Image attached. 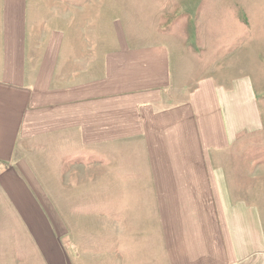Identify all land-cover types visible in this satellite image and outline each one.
<instances>
[{"label":"crops","instance_id":"0c3cea01","mask_svg":"<svg viewBox=\"0 0 264 264\" xmlns=\"http://www.w3.org/2000/svg\"><path fill=\"white\" fill-rule=\"evenodd\" d=\"M65 3L0 0L1 207L27 216L49 197L100 199L123 264H264V210L250 188L236 200L226 156L264 127L252 66L240 55L203 71L160 31L162 11L139 30L140 0L129 12L93 0L82 24Z\"/></svg>","mask_w":264,"mask_h":264},{"label":"rangeland","instance_id":"374dc122","mask_svg":"<svg viewBox=\"0 0 264 264\" xmlns=\"http://www.w3.org/2000/svg\"><path fill=\"white\" fill-rule=\"evenodd\" d=\"M64 1L62 11L70 9V16L77 24L90 19L86 9L93 0ZM125 1L107 0L109 9L129 12L132 7ZM151 1L157 5L151 6ZM260 1L140 0L141 24L136 25L146 35L149 22L143 14L151 12L154 15L157 10V13L162 11L158 24L160 31L169 32L176 38L179 36L183 48L193 54L187 61L202 66L203 71L213 72L214 66H219L220 71L231 68L235 58L241 55V63L238 64L252 66L251 74L261 102L264 126V13L253 4ZM44 9L46 12L47 8ZM109 25L114 28L116 24ZM195 73L198 72L195 70ZM28 153L35 164V151ZM226 156L235 162L227 170L236 175V181L230 182L236 200L247 198L250 188L252 202L261 204L264 210V127L258 133L240 134L230 155ZM44 158L46 155L42 160ZM82 159L85 158L77 157L75 164L81 163ZM73 166L70 173L79 179L83 174ZM46 174L44 178L48 182L45 185L51 190L49 174L52 171L46 170ZM84 200L78 197L58 198V203H54L49 197L43 200L41 208L31 210L35 214L27 216L4 210L1 207L3 201H0V264H123L116 255V215H100V199ZM26 202L33 204L30 200ZM69 207L74 208L72 212ZM84 207L91 213L84 214ZM102 244H108L109 251L114 248L115 252L105 255L104 261L95 260L92 254L99 255ZM134 258H137L136 253Z\"/></svg>","mask_w":264,"mask_h":264}]
</instances>
